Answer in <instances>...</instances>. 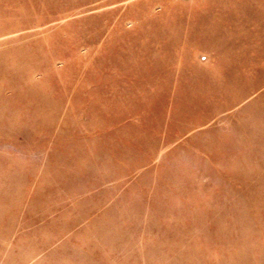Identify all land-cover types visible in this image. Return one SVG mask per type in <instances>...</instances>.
Wrapping results in <instances>:
<instances>
[{
    "label": "rangeland",
    "instance_id": "1",
    "mask_svg": "<svg viewBox=\"0 0 264 264\" xmlns=\"http://www.w3.org/2000/svg\"><path fill=\"white\" fill-rule=\"evenodd\" d=\"M0 264H264V0H0Z\"/></svg>",
    "mask_w": 264,
    "mask_h": 264
}]
</instances>
